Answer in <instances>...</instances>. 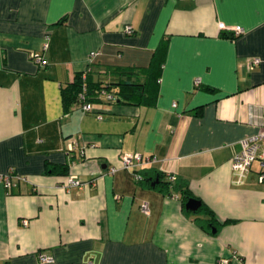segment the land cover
I'll return each mask as SVG.
<instances>
[{
    "label": "crops",
    "instance_id": "crops-1",
    "mask_svg": "<svg viewBox=\"0 0 264 264\" xmlns=\"http://www.w3.org/2000/svg\"><path fill=\"white\" fill-rule=\"evenodd\" d=\"M119 67L146 102L64 104L76 73L108 84ZM263 127L264 0H0V264H264L263 168L231 169ZM134 153L159 161L124 167Z\"/></svg>",
    "mask_w": 264,
    "mask_h": 264
},
{
    "label": "built area",
    "instance_id": "built-area-1",
    "mask_svg": "<svg viewBox=\"0 0 264 264\" xmlns=\"http://www.w3.org/2000/svg\"><path fill=\"white\" fill-rule=\"evenodd\" d=\"M219 28H224V24H219ZM233 30L236 31V34H242L244 33V29L240 27H233ZM134 29L131 24L125 27V32L127 34L133 33ZM93 55V53H92ZM33 59L37 62L39 61L42 65L46 64V61H44L39 55H33ZM260 62L259 58L251 59L248 63L249 69H254L256 66H258ZM85 76V75H84ZM83 76V78H84ZM200 83V80H195V84L198 85ZM101 96L105 97L107 100H113L114 95L112 93H107L105 90H101ZM80 104L82 105V109L86 111H92L93 105H91V102L85 101V94L80 93ZM98 117L101 118L100 114H98ZM75 141H70L67 145L68 150H73L75 146ZM241 150L239 153L235 154L231 160V169H233L235 175L238 178V181H242L247 174L251 171V165L254 161H259L260 166L263 168V170L260 172L258 179L260 182H264V127L263 129L255 135H250V137H246L240 141ZM159 160L155 156H143L139 153L134 154H125L122 158V162L124 167L126 168H135V166H144L146 164L152 165L158 163ZM115 168L112 167L110 170V173L114 172ZM136 180H141L142 176L135 172L134 175ZM22 180V178L15 176L14 172L11 171L5 175L1 176V180L3 181L5 188L7 190H10L12 188L13 179ZM170 180H174L175 177L173 175L170 176ZM81 184L80 179L76 175H70L65 183L67 186H78ZM141 209L143 212L148 211V207L146 203L141 204ZM24 225H27L28 222L24 221ZM39 260L42 264H54V259L46 254H40ZM219 264H230L227 259H220L218 261Z\"/></svg>",
    "mask_w": 264,
    "mask_h": 264
},
{
    "label": "trees",
    "instance_id": "trees-1",
    "mask_svg": "<svg viewBox=\"0 0 264 264\" xmlns=\"http://www.w3.org/2000/svg\"><path fill=\"white\" fill-rule=\"evenodd\" d=\"M235 34V32H234ZM235 35H232L231 38L233 39ZM154 62V60H153ZM135 68H112L111 72L116 74L118 77L115 82H110L108 84H104L101 81L92 82L91 81V70H84L83 72H78L75 74L73 82L69 84L67 87L62 89V95L64 104H71L74 101L80 103V93L85 94V101L93 102L101 99V90H105V92L112 93L114 95V99L118 100L119 102H126V103H139V102H146L148 96L145 94L144 91V83L141 84L140 81L134 76ZM85 75V76H84ZM84 76V78H83ZM124 76V77H122ZM116 88L117 90L113 89ZM142 179H144L142 173H140ZM163 173L155 171L154 178H158V185L157 187H164L167 190L176 184V188L179 189L181 194H183V201L185 202L189 198H193V195L189 192L187 185L185 182H174L173 180H162ZM170 178V177H169ZM140 180V181H141ZM175 186V185H174ZM199 211L203 212L204 214L212 215V211L205 205L199 208ZM202 228L206 230H210L208 227H216L215 223L207 222L201 224ZM217 228V227H216Z\"/></svg>",
    "mask_w": 264,
    "mask_h": 264
},
{
    "label": "water",
    "instance_id": "water-1",
    "mask_svg": "<svg viewBox=\"0 0 264 264\" xmlns=\"http://www.w3.org/2000/svg\"><path fill=\"white\" fill-rule=\"evenodd\" d=\"M158 178H156L152 184L155 185V184H158ZM201 203L198 199H196L195 197L194 198H189L186 200L185 202V207L187 210L191 211V212H195V211H198L199 208L201 207ZM213 232H215V229L213 228Z\"/></svg>",
    "mask_w": 264,
    "mask_h": 264
}]
</instances>
